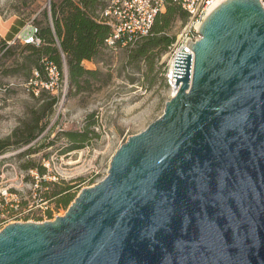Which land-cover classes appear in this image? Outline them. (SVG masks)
<instances>
[{
    "label": "water",
    "instance_id": "1",
    "mask_svg": "<svg viewBox=\"0 0 264 264\" xmlns=\"http://www.w3.org/2000/svg\"><path fill=\"white\" fill-rule=\"evenodd\" d=\"M176 93L63 215L0 229V264H264V8L223 0Z\"/></svg>",
    "mask_w": 264,
    "mask_h": 264
},
{
    "label": "rangeland",
    "instance_id": "2",
    "mask_svg": "<svg viewBox=\"0 0 264 264\" xmlns=\"http://www.w3.org/2000/svg\"><path fill=\"white\" fill-rule=\"evenodd\" d=\"M50 1L0 0V139L12 143L36 123L35 129L44 125L28 144H9L0 153V214L12 215L11 222H42L63 215L68 206L57 203L54 196L46 198L45 192L74 184L76 196L81 188L97 183L106 175L118 147L157 119L171 98L163 67L160 73L149 74L148 82L145 66L136 72L126 65L127 54L135 46L105 49L103 57L84 61L86 67L109 73L105 83L99 86L93 81L88 90L75 91L64 71L53 90L41 87L39 79L26 78L23 71L13 73L15 60L21 51L27 52L22 50L24 43L14 39L18 30L28 22L43 24L42 13ZM182 26L183 21L176 18L167 34L175 38ZM165 54L154 55L156 66L164 62ZM53 98L50 109L41 107ZM90 112H94L91 128L96 135L83 147L61 154L67 140L59 132L81 129ZM51 139L54 144L43 145ZM29 147L33 151L26 153ZM39 166L45 167L44 173L38 172ZM43 180L49 184L44 186Z\"/></svg>",
    "mask_w": 264,
    "mask_h": 264
},
{
    "label": "trees",
    "instance_id": "3",
    "mask_svg": "<svg viewBox=\"0 0 264 264\" xmlns=\"http://www.w3.org/2000/svg\"><path fill=\"white\" fill-rule=\"evenodd\" d=\"M105 4L106 0H51L48 9L42 13L43 24L38 26L39 36L42 38L41 44L39 46L32 44L21 46L22 50L27 52L22 53L21 51V56L15 60L16 64L11 71L13 73L23 71L22 75L26 78L44 80L47 77L46 65L53 63L58 68L60 75L65 68L68 82L75 91L90 89L93 81H98L99 86L105 83L103 81H106L109 73L105 74L99 68H89L83 64L84 61L103 57L105 49L121 47L119 43H116L114 48H107L105 45V38L111 33L109 26L101 21L99 15ZM186 15V11L177 1L167 0L165 9L156 15L149 34L129 50L126 65L136 72H140L142 66H145L144 77L148 82L149 74L154 71V74L160 73L164 62L156 66L154 55L159 57L173 41L174 37L167 34L171 22L176 18L184 21ZM13 28L12 31L16 29ZM8 35L10 36L11 32ZM9 47L7 46V48ZM34 71H37V76H34ZM53 102L54 98L47 105L41 107L47 106L50 109ZM94 124V112H90L81 129L61 130L59 135L63 136L67 143L60 153L64 154L87 144L96 135L94 129L91 128ZM36 125L37 123L26 129L24 134L12 143L7 139H0V153L9 144H28L35 139L44 129V125L35 129ZM54 142L55 139H51L43 145H52ZM32 151L33 149L29 147L26 153ZM44 157L47 158L48 154H45ZM30 165L26 164L25 167ZM44 171V166L38 167L40 174ZM42 184L47 186L49 182L43 180ZM73 187L74 184H66L61 190H52L50 194L45 192L44 196L46 198L54 196L57 203L67 207L75 197V193L72 191ZM48 214L50 215L49 211Z\"/></svg>",
    "mask_w": 264,
    "mask_h": 264
},
{
    "label": "built area",
    "instance_id": "4",
    "mask_svg": "<svg viewBox=\"0 0 264 264\" xmlns=\"http://www.w3.org/2000/svg\"><path fill=\"white\" fill-rule=\"evenodd\" d=\"M167 0H106V4L100 11V19L110 28V34L105 38L107 48L116 47L119 43L121 47H133L150 32L154 19L159 12L165 9ZM187 15L183 21V26L173 41L168 45L164 65L163 80L171 90V97L176 93L178 85L175 84L176 77H173L174 61L178 52L191 53L189 72L193 69V51L188 47L195 40H199L201 35L199 28L204 18L209 12L223 0H175ZM264 8V0H259ZM14 39L20 40L24 44L39 46L42 38L39 36V27L33 22L23 25L17 32ZM14 39L11 41L13 42ZM63 58V54H62ZM46 79L39 80V85L46 89L57 88L60 79L58 68L53 63H48L45 68ZM64 72L66 70L64 68ZM37 76V71H34ZM66 75V74H65ZM12 215L0 214V229L10 223ZM50 220V219H49Z\"/></svg>",
    "mask_w": 264,
    "mask_h": 264
}]
</instances>
